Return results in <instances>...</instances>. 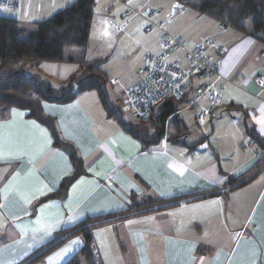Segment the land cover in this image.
<instances>
[{
    "label": "crops",
    "instance_id": "1",
    "mask_svg": "<svg viewBox=\"0 0 264 264\" xmlns=\"http://www.w3.org/2000/svg\"><path fill=\"white\" fill-rule=\"evenodd\" d=\"M101 1H106L103 7L107 14L111 10L119 13L121 23L120 17L126 11L123 1L97 0L96 6ZM153 1L158 3L154 8L162 13L157 21L174 10L175 3L167 5L163 0H132L136 9ZM33 2L22 0L21 9L16 13L25 11L23 16L28 17ZM56 2L53 0L52 4ZM63 2L65 0H61V4ZM69 2L51 14L76 0ZM186 9L179 12L182 15L175 22L172 20L173 24H168L172 34L188 45H201L208 40L227 49L221 56L224 79L217 84L222 104L206 118L201 112L208 105L206 100L203 98L199 105L193 106L190 96L179 112L189 129L185 143L194 146L202 141L196 150L174 145L166 137L158 146L144 148L139 140L107 116L96 91L80 93L75 101L67 104L43 102L44 113L55 120L62 139L73 145L83 160L84 174L62 197L57 195L61 184L74 172L67 153L54 147L49 130L29 118L27 111L11 109L4 113L0 109V124L6 125L0 128V143L5 146L4 158L0 159V221L4 225L0 227V249H4L0 261L4 264H22L34 255L39 256L49 244L62 242L44 259L33 263L47 264L49 257L78 239L80 243L73 245L72 251L55 261V264H65L83 246L82 236H73L76 232L73 228L98 217H105L106 222L92 231L101 264H243L254 252L259 254V264H264V162L260 164L264 151L247 135L248 127L264 138V130L258 123L264 115V82L257 79L264 81V44L195 11L188 13ZM131 25L143 29L146 22L136 19ZM153 30L157 46L150 49L149 54H158L161 32ZM249 38L252 43L247 42ZM209 54L216 56V49H209ZM146 56L140 60V67ZM172 61L184 64L182 53L176 51ZM64 65L71 67L63 68ZM73 65L77 68H72ZM30 72L54 88H60L80 69L75 64L41 63ZM138 80L137 76L131 85ZM131 85L121 86L118 101H122L124 89ZM223 90H226L224 95ZM190 108L196 111L189 117V126L181 113ZM13 110L24 115L13 116ZM31 121L45 129L51 140L47 158L37 159L34 164L29 162L28 156L8 155L9 146L15 151L31 141L35 151L42 143L43 134ZM192 134L196 136L194 144L188 142ZM213 168L222 182L210 179ZM250 171L253 172L246 184H229L230 180ZM16 173L19 176L12 181ZM81 180L85 183L80 184ZM9 181L12 188L5 195ZM78 184L74 193L73 187ZM44 185L52 191L44 190V194H40L37 190L44 189ZM26 199L31 202L26 203ZM69 206L78 217L71 222H68L72 215ZM42 207H45L46 222L62 221L47 235L43 229L35 233L31 230L38 227L35 221ZM13 216L20 219L13 221ZM20 223L27 226L26 235L16 227ZM68 230L71 232L62 234Z\"/></svg>",
    "mask_w": 264,
    "mask_h": 264
},
{
    "label": "trees",
    "instance_id": "2",
    "mask_svg": "<svg viewBox=\"0 0 264 264\" xmlns=\"http://www.w3.org/2000/svg\"><path fill=\"white\" fill-rule=\"evenodd\" d=\"M171 1L264 44V0ZM96 2L76 0L51 18L35 22L30 31L22 29L17 19L0 15V109L4 113L11 109L27 111L29 118L49 130L54 147L67 153L74 172L61 184L57 195L62 197L67 194L70 185L84 174L83 160L77 149L62 139L55 120L44 113L43 102L67 104L75 101L80 93L96 91L107 116L139 140L144 148L158 146L165 137L168 142L189 151L196 150L202 144L199 141L194 146H188L184 140L189 129L179 112L181 106L189 101V96L167 99L146 122L126 119L123 107L111 102L109 78L100 68L103 60H88L86 57ZM41 63L75 64L80 72L72 75L66 85L54 88L39 75L30 74L31 69ZM247 135L264 151V138L248 127ZM263 162L264 159L260 164ZM252 172L230 180L229 184H246ZM104 220L105 217L89 218L73 228L76 230L73 236H82L83 246L65 264H101L95 255L92 231L105 224ZM70 232L68 230L62 234ZM61 243L49 244L39 256L34 255L22 264H33L44 259Z\"/></svg>",
    "mask_w": 264,
    "mask_h": 264
},
{
    "label": "built area",
    "instance_id": "3",
    "mask_svg": "<svg viewBox=\"0 0 264 264\" xmlns=\"http://www.w3.org/2000/svg\"><path fill=\"white\" fill-rule=\"evenodd\" d=\"M122 1L126 11L120 17L121 23L116 24L114 19L110 20L118 33L123 32L132 18L145 20L143 30L146 33L153 29L161 32L160 53L149 54L144 58L142 66L137 71L138 82L123 91L122 101L125 110L131 114L134 121L146 122L167 99L192 96L193 106L199 105L203 98L206 100L208 105L201 112L203 117H211L213 110L223 102L217 84L224 79L221 75V56L227 49L208 40L201 45H188L168 31L166 29L168 22L172 21L183 8H174L168 17L157 21L162 17L160 10L148 4L136 9L130 6L129 0ZM21 2L22 0H0V5L12 8V12L15 13L20 11ZM3 12L6 11L0 8V13ZM211 48L217 51L214 57L209 54ZM176 51L182 53L184 64L172 61ZM257 79L261 83L264 82L259 77ZM95 255L97 256V252Z\"/></svg>",
    "mask_w": 264,
    "mask_h": 264
},
{
    "label": "rangeland",
    "instance_id": "4",
    "mask_svg": "<svg viewBox=\"0 0 264 264\" xmlns=\"http://www.w3.org/2000/svg\"><path fill=\"white\" fill-rule=\"evenodd\" d=\"M60 1V3H59ZM165 4L172 5L173 1L171 0H163ZM53 0H34L32 5V11L28 17H24V13L20 12L17 14L16 12H3L0 15L17 18L19 20V25L22 29L30 31L33 27V24L38 21L47 20L52 17L51 14L56 9H60L64 7L66 4L61 6L63 3H70L69 0H65L61 4V0H57L55 5L52 4ZM97 3V2H96ZM106 1H101L97 8H95L91 33H90V41L89 48L87 50L86 56L87 59H102V63L100 64V68L107 73L109 78V96L112 103L120 104L123 107V101H118L117 94L121 91V86L131 85L135 80H137V70L140 67V60L150 53V49H153L157 46V38L152 32H144L143 29L136 28V26H132V22H134L137 18H132L128 22V25L124 27L122 35H117L116 29L110 23L111 19H114L116 23H119L118 17L119 13H114L111 10L110 14H107L103 5ZM147 4H143L142 7H145ZM148 5L153 7H157L158 3L155 1L150 2ZM54 6V7H53ZM130 6H134L133 2ZM43 7V9H42ZM186 12L194 13L191 9H186ZM182 15L179 13L173 19V22L178 19V17ZM107 23H104V22ZM172 22V21H171ZM169 23L168 24H173ZM120 24V23H119ZM166 29L170 31V25ZM131 25V26H130ZM107 28L109 35H104V29ZM171 32V31H170ZM51 64V63H46ZM52 67V65H49ZM50 67V68H51ZM69 67H71L69 65ZM64 65L63 68H69ZM72 68H77L76 66H72ZM36 73V72H35ZM33 74V72H30ZM115 81V83L113 82ZM226 90H223L222 93L224 95ZM197 108V107H195ZM195 108L183 110L181 115L185 118L186 123L188 124L189 117H192L195 113ZM124 110V116L126 119H133L131 114ZM190 126V124H188ZM195 134L189 137L188 142L190 144H194Z\"/></svg>",
    "mask_w": 264,
    "mask_h": 264
},
{
    "label": "snow or ice",
    "instance_id": "5",
    "mask_svg": "<svg viewBox=\"0 0 264 264\" xmlns=\"http://www.w3.org/2000/svg\"><path fill=\"white\" fill-rule=\"evenodd\" d=\"M129 3L131 4L132 0H129ZM173 7L174 8H182V5L175 4V5H173ZM0 8H3V10L6 12H12L13 11L12 8H8V7H5L3 5H0ZM146 14L147 13H145V15ZM104 23H107V22L105 21ZM117 27H119V25H117ZM103 34L106 36L109 35L107 28L104 29ZM247 42L252 43L253 41H251V38H249V40ZM113 82L115 83V81H113ZM44 107H45V109H48L49 106L45 104ZM52 114H55V113L53 112ZM12 115L13 116H23L24 113L17 112L16 110H13ZM30 123L33 127L38 128L40 130V132L43 134L42 143H40L39 147L35 151H33L31 148V144H32L31 141H29L28 144H26L24 146L18 147L15 151H13L12 148L9 146L8 155H15L18 158L28 156L29 162L34 164L37 159H40V158L46 159L47 158L48 146L50 145L51 140L48 137L47 131L45 129L40 128L39 125H37L35 121H31ZM258 123H260L262 125V130H264V115L261 116V118L258 120ZM5 126H6L5 124H0V128H3ZM137 147H139V146L137 145ZM4 155H5V146L3 143H0V159H3ZM57 155L62 156L63 154L57 153ZM69 171H70V166H69ZM98 175H99V173H98ZM18 176H19V173H16V175L12 177V181H15ZM210 179L213 182H222V178L216 176L214 168L210 170ZM12 181H9L8 186L5 188V195H7V192L12 188ZM79 183L83 184V183H85V181L81 180ZM77 187H79V184L77 186L73 187L74 193H75ZM44 190L52 191V189L48 188L47 185H44V189H38L37 191L40 194H44ZM165 194L166 193H161V195H165ZM33 198H35V197H33ZM30 202H31L30 199H26V203H30ZM69 205H71V201H69ZM52 206L53 205H46L45 207H52ZM45 207L40 208V217L35 221V224L38 225V227H34L31 229L33 233L39 231L40 229H43L45 232V235H47L53 229L57 228L62 222L61 219H56L53 222H46L45 221ZM68 211L70 213H72V215H70L68 218V222H71V221L78 219V217L75 215V212L71 206H69ZM93 211H98V209H93ZM25 215H30V213L25 212ZM12 219H13V221H17L20 218L13 216ZM129 223L131 224L132 221H129ZM3 226H4L3 221H0V227H3ZM16 227H19L21 229V232L24 233L25 235L27 234L28 229H27L26 225L20 223V224H16ZM16 243L19 244L20 241L18 240V241H16ZM78 243H80V241L78 239L71 241L65 248L61 249L59 252H56L54 254V256L49 257L47 264H55V261L64 257L67 253L72 251L73 245L78 244ZM30 247H31V245H29V248ZM3 251H4V249H0V255H2ZM26 254L27 253H25V255ZM0 264H4V262L0 261ZM9 264H11V262H9ZM243 264H259V254L254 252L253 257L244 261Z\"/></svg>",
    "mask_w": 264,
    "mask_h": 264
}]
</instances>
